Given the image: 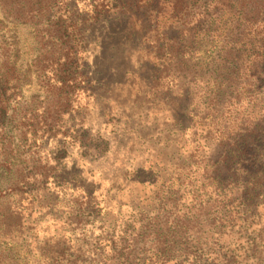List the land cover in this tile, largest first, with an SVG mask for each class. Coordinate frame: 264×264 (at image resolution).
Returning <instances> with one entry per match:
<instances>
[{
    "label": "trees",
    "instance_id": "obj_1",
    "mask_svg": "<svg viewBox=\"0 0 264 264\" xmlns=\"http://www.w3.org/2000/svg\"><path fill=\"white\" fill-rule=\"evenodd\" d=\"M83 1L0 0V19L28 24L36 49L26 72L0 53V193L2 182L28 194L38 179L46 186V175L27 171V137L58 132L80 93L95 103L119 87L153 113L156 144L178 150L155 164L147 208L105 226L87 261L70 264H264V0ZM27 80L44 94L41 113L24 109ZM142 171L133 177L152 180ZM90 206L71 207L69 224L94 217Z\"/></svg>",
    "mask_w": 264,
    "mask_h": 264
},
{
    "label": "rangeland",
    "instance_id": "obj_2",
    "mask_svg": "<svg viewBox=\"0 0 264 264\" xmlns=\"http://www.w3.org/2000/svg\"><path fill=\"white\" fill-rule=\"evenodd\" d=\"M76 2L81 9L84 1ZM97 39L88 48L89 62L97 51ZM34 49L28 24L0 19V53L11 55L26 72V64L36 53ZM28 81L18 92L25 101L24 109L35 108L41 113L46 102L44 94L34 81ZM16 100L12 98L11 106ZM93 102L87 93H80L56 127L58 132L27 137L21 148L22 157L29 160L27 171L33 166L35 173L47 176L48 183L43 187L38 177L35 186L30 184L32 190L28 194L11 192L9 185L2 182L1 200L9 214L3 223L8 236H0V264H70L75 257L87 261L91 240L105 226H119L137 207L147 208L144 198L161 177L156 174L155 164L162 161L168 165L178 147L172 142L166 148L156 144L153 113L146 112L145 105L138 106L133 95L124 89L119 92L117 87L110 99ZM118 107L125 110L118 114ZM138 169L144 172H139L141 177L154 174L152 180L134 178ZM58 175L64 182L59 186L53 178ZM87 200L89 209L98 213L74 228L75 224H69L67 219L68 211ZM39 202H44L43 208ZM49 202L51 206H46ZM77 246L81 252L56 260L58 253Z\"/></svg>",
    "mask_w": 264,
    "mask_h": 264
}]
</instances>
